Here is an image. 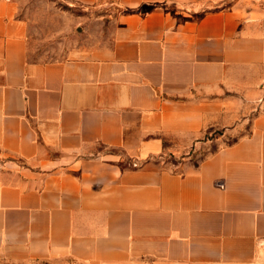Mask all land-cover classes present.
<instances>
[{"label":"crops","instance_id":"0c3cea01","mask_svg":"<svg viewBox=\"0 0 264 264\" xmlns=\"http://www.w3.org/2000/svg\"><path fill=\"white\" fill-rule=\"evenodd\" d=\"M72 2L116 13L109 40L39 62L0 0V255L264 264V0ZM249 124L184 173L148 167Z\"/></svg>","mask_w":264,"mask_h":264},{"label":"rangeland","instance_id":"374dc122","mask_svg":"<svg viewBox=\"0 0 264 264\" xmlns=\"http://www.w3.org/2000/svg\"><path fill=\"white\" fill-rule=\"evenodd\" d=\"M229 1V0H226ZM22 16L30 20V59L39 62L62 61L75 51L95 44L103 37L107 42L113 31L115 12L89 10L72 0H19ZM98 39V40H97ZM264 110V109H263ZM253 114L248 117L252 119ZM251 124V122H250ZM239 132H227L220 126L209 127L204 136L186 154H165L154 158L148 167L184 173L197 166L220 148L248 134L251 126ZM126 160L124 166L136 167ZM0 264H47L45 262L13 263L0 255Z\"/></svg>","mask_w":264,"mask_h":264},{"label":"built area","instance_id":"2783aa9c","mask_svg":"<svg viewBox=\"0 0 264 264\" xmlns=\"http://www.w3.org/2000/svg\"><path fill=\"white\" fill-rule=\"evenodd\" d=\"M134 166H137V164H134Z\"/></svg>","mask_w":264,"mask_h":264},{"label":"trees","instance_id":"16d2710c","mask_svg":"<svg viewBox=\"0 0 264 264\" xmlns=\"http://www.w3.org/2000/svg\"><path fill=\"white\" fill-rule=\"evenodd\" d=\"M124 168H125V166H124Z\"/></svg>","mask_w":264,"mask_h":264}]
</instances>
